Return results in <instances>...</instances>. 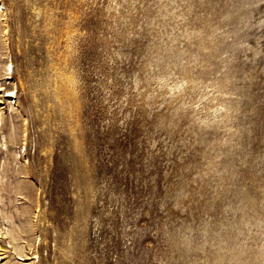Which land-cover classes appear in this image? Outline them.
Here are the masks:
<instances>
[{
	"label": "rangeland",
	"instance_id": "rangeland-1",
	"mask_svg": "<svg viewBox=\"0 0 264 264\" xmlns=\"http://www.w3.org/2000/svg\"><path fill=\"white\" fill-rule=\"evenodd\" d=\"M0 3V264H264V0Z\"/></svg>",
	"mask_w": 264,
	"mask_h": 264
},
{
	"label": "bare ground",
	"instance_id": "bare-ground-1",
	"mask_svg": "<svg viewBox=\"0 0 264 264\" xmlns=\"http://www.w3.org/2000/svg\"><path fill=\"white\" fill-rule=\"evenodd\" d=\"M0 8H2V4H1V3H0ZM11 95H12V94H11ZM6 96H7V95H6ZM8 97H10V95H9ZM8 97H7V98H8ZM5 98H6V97H5ZM1 102H2V101H1Z\"/></svg>",
	"mask_w": 264,
	"mask_h": 264
}]
</instances>
